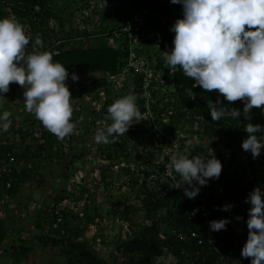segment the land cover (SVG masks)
<instances>
[{
	"label": "trees",
	"instance_id": "trees-1",
	"mask_svg": "<svg viewBox=\"0 0 264 264\" xmlns=\"http://www.w3.org/2000/svg\"><path fill=\"white\" fill-rule=\"evenodd\" d=\"M6 1L4 6H7L9 11H6L4 16H0V19L10 17L25 25L31 35L29 52L32 51V42L39 37L42 41V45L38 46L39 50L49 49L54 61L68 68L69 88L74 86L71 79L72 73L82 76L85 73L90 75L94 71L106 70H117L120 73L122 68L125 69L131 54L126 43L131 44L132 38L121 29V25L128 24L133 27V30L136 29L137 25L130 23L129 19L140 13L144 22L149 23L147 27L158 30L154 36L149 37L146 36L147 33L140 31L142 29L137 30L141 33V40L144 39V44L140 45L141 48L137 49V52L144 57L145 62L151 61L150 80L155 82L159 76L166 80L160 90L156 84L153 88L155 94H160L156 97L155 106L158 103H165L173 107V114L169 116L170 124L166 123L161 115L157 116L158 123L164 121L165 125H160L162 131L180 137L181 154L204 156L201 150L205 143L207 148L213 147L219 150L215 157H220L222 161V148L230 150L227 162L223 160L226 165L220 177L215 178L207 190L202 187L195 199H189L185 196L183 187L170 186L174 183L171 177L162 176L160 179H154L152 183H147L145 176H141L150 173L153 169L162 172L165 169L164 162L168 161L167 154L162 162L153 164V168L148 166L147 169V162H141L138 171L124 167L122 163L126 159L130 162L131 145L153 131V126L149 125L148 120H141L139 124L134 121L124 135L116 137L113 142L97 145L101 158L106 162L96 171L104 188L114 191L121 190L125 184L130 187L127 195L123 192L122 196L109 193L105 197L111 196L115 199L110 208L123 225L121 231L113 237L114 250L111 260L107 261L101 257L99 251L93 250L88 239L85 238V234L91 228L86 226H89V223L92 225L95 216H100L99 207L92 208L93 200H88L94 196L93 193H89L85 202L86 226L76 224L78 216L71 209L62 210L63 220L56 227L54 226L57 202L69 196L72 207H75L76 202L89 191L87 187H84L80 197L73 193L66 196L57 191L52 202H45L41 211L34 215V225L36 228L45 229L46 233H35L32 240L21 239L20 244L13 246L11 249L13 264L26 262L36 250V244H39L41 248H60L61 256L58 261L48 264H157L158 260L164 256L170 257L171 264H236L237 257H240L242 261L240 264H251V258H243L241 255L249 234L247 219L251 205L247 202V198L257 186L264 189V167L262 166L264 151L259 157L253 158L250 152L243 150L242 142L249 135L244 130L248 121L244 120L243 115L239 120L232 119L230 116H225L219 121H213L211 118L208 108L210 103L220 99L223 100L227 109L238 108L243 113L242 100L228 102L217 90L207 92L199 86L193 87L195 81L186 77L182 68L179 66L170 68L166 63L167 53L165 52H170L174 47L175 33L171 31V28L177 19L182 18L183 6L173 4L171 0H108L111 6H104L103 0H95L102 9L94 7L92 13L99 14L101 19L95 21L89 16L86 27L82 23L77 27L73 25L76 16L73 0H62L61 6L54 0ZM79 1L85 5L84 8H87L92 5L93 0ZM52 19L58 22L56 30L52 28ZM91 25L93 27L89 28L88 26ZM127 66L126 76L136 85L134 94L137 96V104L144 106L140 89L145 73L139 69L136 70L135 66ZM104 86L107 87L102 79L88 83L81 82L76 92H79L80 97H86ZM126 90L124 88L120 91L121 95H116L115 98L127 95ZM111 103V101L107 102L96 117V110H86L87 116H91L93 121H87V117L85 118V123H89L85 131H81L84 128L83 124L78 125L76 129H79V137H86L85 133L91 131L90 123L95 124L98 119L108 116L107 108ZM169 109L168 106L162 110L167 112ZM262 109L264 106L253 108L251 123L264 125ZM3 112L0 110V114ZM108 120L110 125L111 120ZM29 122L30 126H25V123L19 121L16 126H13L19 132L18 136L11 137L5 144H0V161L15 156L21 164L19 172H15L12 177L11 187L6 190L10 201L16 199L23 187L34 179L38 180L37 188L44 185L45 180L42 176L47 167L43 163L46 162L49 166L48 161L55 160L59 164L55 162V167L60 166L58 169L60 171L61 168L64 170L76 161V156L70 161L64 158L58 137L46 129L40 120L31 119ZM25 127H27L26 130ZM37 133L39 136L35 135ZM68 137H71L70 141L77 139L73 134ZM157 137L158 142H164L161 137L165 136ZM189 140L192 141L191 145L188 144ZM26 142L30 143L24 147ZM143 154L145 155L143 159L149 158L148 152ZM115 164L118 166L117 175L113 173V171L116 172L113 170ZM122 174H127L128 180L124 181L126 183L119 182L117 188L115 182L120 180ZM174 175L177 176L175 173ZM177 179L179 180V177ZM1 184L3 190L7 189L3 182H0ZM55 184L57 187L65 186L61 180L55 181ZM105 189L104 191L107 192ZM3 190L0 191V200L4 194ZM101 194L96 193L95 197H100ZM225 205L232 207L229 211H224ZM201 206L211 211V220L224 218L230 220L225 230L211 231L214 242L203 232L205 229L202 225ZM89 208H92L94 213H89ZM9 226L8 219H0V244L9 235ZM192 233H196V236H192Z\"/></svg>",
	"mask_w": 264,
	"mask_h": 264
},
{
	"label": "clouds",
	"instance_id": "clouds-1",
	"mask_svg": "<svg viewBox=\"0 0 264 264\" xmlns=\"http://www.w3.org/2000/svg\"><path fill=\"white\" fill-rule=\"evenodd\" d=\"M6 2V0L0 2V16H4L6 11H9L7 6H4ZM171 2L173 4H181L183 13L182 18L177 19L171 28V31L175 33L174 47L170 52H165L167 53L166 63L170 68L177 66L182 68L183 74L195 81L193 87L199 86L207 92L217 90L223 99L228 102L237 100L244 102L243 113L238 108L227 109L223 104V100L220 99L210 103L208 108L213 121H219L225 116L239 120L243 115L244 120L248 121L244 126V130L249 135L243 140L242 148L246 152H250L253 158L259 157L264 151V134H261L264 133V125L253 124L250 121L253 108H262L264 106V0H171ZM82 7L84 8L85 5H81L79 10L84 12L91 8L82 9ZM90 15L93 19L96 18V21L101 19L99 14L94 15L92 13ZM82 18L84 20L83 16ZM74 20H76L77 27L82 23L76 17ZM53 21L56 20L52 19L51 25ZM83 22L85 23L86 21ZM129 22L135 23L137 28L133 30V27L128 24L121 25V29L132 38L131 44L126 43L128 45L127 48L131 52L130 61L125 65V69H121L122 72L106 70L94 71L90 75L85 73L82 76L78 73L71 74L74 87H79L81 82L88 83L89 81L102 79L107 86L102 87V89L106 93H111L112 91L115 97L120 95L122 93L120 91L124 88L127 89V95L117 99L112 97V99L105 100L102 103L103 110L107 102H112L107 108V118L111 120V124L98 128L93 140L89 143V145L94 147V151L99 153V158H101V152L98 150L97 145L99 143L107 144L113 142L116 137L124 135L134 124V121L138 122L137 124L141 120L155 121L157 116L161 115L166 120V123L170 124L169 116L173 114V107L168 104L158 103L155 106V103H157L155 102L156 97H159L160 94H155L153 88L156 84V87L160 90L166 80L159 76L155 82H152L150 80L152 73L149 70L151 61L145 62L144 57L137 52V49L141 48L140 45H143L141 33L137 30L142 29L140 31L147 33V37L154 36L158 30L147 27L149 23L144 22V18L140 13L133 15ZM84 23L82 25L86 27L87 25ZM30 42L31 35L25 25L10 17L0 19V97H4V94L9 92L10 84L12 83H17L23 87L25 89L23 95L26 111L34 114L33 120H40L46 129L58 137L59 145L62 146L63 156L66 160L70 161L76 156V161L69 165V167L71 166L70 169L69 167L64 168V170L61 168L60 171L58 170L60 166L55 167V160L48 161V165L51 164L50 167L58 170V181L61 180L65 184L66 177L70 175L76 176V174L83 171H80L82 166H80L79 162L82 159L80 151L84 148H81L80 144V148L78 146L75 147L76 140L70 141L71 137L66 136L77 132L79 129L76 128L78 125H82V120L85 122L87 114L84 115V119H81V112H86L87 109L93 110V108L90 105H87L89 108L86 107L84 101L97 91L90 93L86 97H80L79 92H75L76 99H73L67 84L69 78L68 68L60 62L54 61L53 54L48 48L47 51L39 50L38 46L42 45L39 37H36L35 41L32 42L31 52L28 51ZM127 65L135 66L136 70L139 69V71L145 73L144 82L140 89L144 99V106L137 104V96L134 94L136 85L134 84L133 89H131L128 83L125 84V81H131L126 76ZM146 84L147 86H145ZM129 91L130 94H128ZM146 92H149V95ZM168 106L170 109L167 112L162 110L164 107L168 108ZM9 117L10 113L8 111L0 114V144L7 143L11 137H16L19 134L13 126L10 127L11 121ZM24 129L26 130L27 127ZM141 129L143 130V128ZM37 132L40 133V131ZM39 133L35 135L39 136ZM78 134L79 131L76 135H73L78 137ZM157 136H165L161 137L164 142H158ZM67 141L71 145L65 147ZM179 141L180 137L169 134L167 131H158L153 128L152 133L148 132L142 140L135 143L136 146V144L142 142H152L151 148L155 154L153 156H156L159 152L158 156L160 159L158 161L151 160L150 158L152 157L150 155L152 153L148 152L149 158L142 161L147 162V169L148 166L153 168V164H159L164 160V156L168 155V161L164 162L165 169L162 172L153 169L150 173L141 176H145L147 183H152L154 179H160L162 176L171 177V180L174 181L170 185L171 187H183L185 196L189 199H195L202 187L207 190L213 180L220 177L222 169L230 156V150L222 148L221 156H223L224 161L226 160L224 162L223 160L221 161L220 157H215L219 150L213 147L207 148L205 143L201 150L204 156L181 154ZM27 143L29 144L30 142H26L24 147H26ZM188 144L191 145L192 141L189 140ZM148 148L150 147L147 146L140 151L142 153L147 152ZM206 148L207 151L205 150ZM156 150L157 152L155 153ZM191 150L194 153V148ZM206 153L208 155H205ZM11 157L14 158L13 162L10 161ZM11 157L0 161V169L9 162L13 164V172L10 174L12 185V177L15 172H19L21 164L15 156ZM101 160L104 164L106 163L104 159L101 158ZM77 163L79 164L78 166ZM43 164L48 168L46 162ZM98 167L100 168L97 164L92 169ZM114 167L117 168L118 166L115 164ZM44 170L42 178L45 177L44 172L47 169ZM177 177H179V180ZM6 179L4 176L0 178V182H3L7 188L3 190L2 184L0 185V191H4L0 204L10 207L12 201H10L11 199L6 190L11 185L7 187ZM209 181L210 184L208 186ZM37 183L38 180L34 179L32 182L27 183L23 189H28L31 196L32 191L38 190ZM52 186L51 184L50 187ZM69 198H64L57 202V204L61 203L62 205L61 212L62 210L75 209V207H72L71 198L70 201ZM41 202H43V199ZM247 202L251 205L248 214L249 218L247 219L249 234L247 242L242 248L241 255L243 258H251V264H264V189L257 186L250 193ZM231 207V205H225L223 210L229 211ZM201 209L205 235L207 231L204 223L206 212H209L208 219L211 231L218 232L227 228L230 223L228 218L211 220V211L205 206H201ZM74 214L80 217V214ZM6 217L7 215L5 214L0 216V219ZM237 219L242 218L237 217ZM192 236H196V233H192ZM236 264H239V262H236Z\"/></svg>",
	"mask_w": 264,
	"mask_h": 264
},
{
	"label": "rangeland",
	"instance_id": "rangeland-1",
	"mask_svg": "<svg viewBox=\"0 0 264 264\" xmlns=\"http://www.w3.org/2000/svg\"><path fill=\"white\" fill-rule=\"evenodd\" d=\"M54 2H59L61 6L62 5V0H54ZM75 4H73V7L75 8V13H76V19L84 23L83 21H86L84 24H87L88 17L91 16V12L93 11L94 7H97L98 9H102V7L98 4H96V1H92V5L90 6L91 8L89 10H86L84 12L83 10H79L81 5H84L81 1L79 0H73ZM110 1L108 0H103V5L104 6H109ZM54 5V4H53ZM54 8L57 9V7L54 5ZM58 10V9H57ZM84 15V20H82V16ZM96 21V18H94ZM76 20H73V25H77L75 22ZM57 21H53L52 28L54 30L57 29ZM67 26H70V24H67ZM89 28H92L93 25L88 26ZM67 29V28H66ZM107 41H110L107 39ZM144 41V39H142ZM93 44V43H92ZM144 44V43H143ZM165 56V55H164ZM69 81V79L67 80ZM128 85H130V88L133 89L134 84L132 81L127 82ZM76 88L77 87H72L70 88V91L72 93V98L76 99ZM25 89L21 87L17 83H12L10 84V90L8 93L4 94V97H0V110L3 111H8L10 113V127L16 126L17 123L20 121L21 123H25V126H30L29 120L33 119L32 117H35L34 114H30L26 111L25 106H24V93ZM130 94V91L129 93ZM114 94L112 93H106L103 89L97 91L96 93L92 94L89 99L85 100V106L88 107L87 105H90L93 109L96 110L95 117L98 115V113L102 110V103L105 102V100L112 99ZM121 95V94H120ZM101 98V99H98ZM121 98V97H120ZM98 99V100H97ZM76 101V100H74ZM74 103V102H73ZM89 108V107H88ZM87 114L86 112H81V119L84 117V115ZM108 117V116H107ZM107 117H102V119L96 118L98 124H91L90 123V132H87L85 134L86 137H77L75 147L78 146L79 144L81 145V148L84 147L81 151V157L82 159L80 160L79 164L81 167L82 172L76 174V176H68L65 178V188L59 187L57 188L55 181H58V170L56 168L50 167L51 164L48 166L46 172H44L45 177V184L41 187H38L37 191H32V195H29V190L28 189H23L21 192H19L18 196L16 199H14L11 202L10 207L7 205H1L0 204V216L7 215V219L9 220L10 226L8 229H10L9 236L7 237L6 241L0 245V264H13V259L11 257V249L13 246L18 245L21 243V239H33V236L35 233H46L45 229L42 228H36L35 227V219L34 215L37 212L41 211V207L45 204V202H52L53 197L57 191L60 193L62 192L66 196L69 194L72 195L75 194L78 197L81 196V191L83 190L84 187L88 188V193H85L83 197L78 200L77 206H75V209L72 210L74 213L80 214V217L77 218V225H80L82 227L86 226V219H85V202L86 199L89 196V193H93L94 196H91L90 199L88 200H93L92 201V208L95 206L99 207V213L100 216H95V221H92L89 223V226L86 227H91L88 231L87 234H85V238L88 239V243L93 247V250L96 252L99 251L101 257L106 259L107 261L111 260L113 250H114V243L113 237L118 234L122 228L121 222L118 220V217H115L112 215V210L110 208L111 204L115 202V199L111 196H108L107 198L106 195L109 193H112L113 195H120L122 196V192L128 194L127 192L129 191L128 189V184H125L121 190L115 189L113 190H106L104 188L103 183L99 180L98 176L96 175V171L98 168H94L97 164L99 166L103 165L104 162H102L101 158H99V153L94 151V147L89 145L91 140H93L96 130L98 128H102L107 126L109 123V120ZM87 121H93V118L91 116H87ZM95 120V121H96ZM157 120V119H156ZM150 121L149 125H152L154 129L158 131H162V128L160 125H165L164 121L163 122H157V121ZM155 126H154V124ZM82 124L84 128H82L81 131H85L86 125L89 123H85L84 120H82ZM9 127V128H10ZM78 132V131H77ZM77 132H74L73 134L76 135ZM68 137V136H66ZM83 139V141H82ZM66 146L68 147L71 145L69 141L66 142ZM146 145V146H145ZM148 148L146 151L149 153H152L150 155L151 160L153 161H158L160 158L158 154L156 156L154 154L152 147V142H142L140 144H133L130 147V162H128V159H126L122 164L124 167H130L133 171H138L140 168L141 162L144 160L143 158L145 155L140 151L145 149L146 147ZM192 147V146H191ZM80 148V147H79ZM157 150L155 151V153ZM228 153V152H227ZM56 162V161H54ZM85 162V165H84ZM58 164V162H56ZM262 166L264 167V161L262 162ZM77 163V166L79 165ZM59 165V164H58ZM71 166L69 167V169ZM147 168V167H146ZM112 170V168H111ZM115 170L116 172H114ZM113 173L114 175H117V168L113 166ZM85 173V174H84ZM116 176L113 178L115 181ZM127 174H122L120 177L119 181L115 182V186L121 183H126L124 181L128 180L127 179ZM51 184L53 185L52 187ZM118 188V186H117ZM104 189L107 191L105 192ZM96 193H102L100 197H95ZM131 193V192H130ZM69 197V196H68ZM67 197V198H68ZM43 199V202H41ZM70 201V198H69ZM41 203V204H40ZM92 208L88 209L89 213H94ZM5 211V214H4ZM75 224V225H76ZM22 229V230H21ZM61 256L60 254V248H41L39 244H36V250L31 254V256L26 260V262L22 264H48L49 262H55L58 261L59 257ZM171 259L168 257L166 258H161L158 260L157 264H171Z\"/></svg>",
	"mask_w": 264,
	"mask_h": 264
},
{
	"label": "built area",
	"instance_id": "built-area-1",
	"mask_svg": "<svg viewBox=\"0 0 264 264\" xmlns=\"http://www.w3.org/2000/svg\"><path fill=\"white\" fill-rule=\"evenodd\" d=\"M147 86V84L145 85ZM147 95H149V92H146ZM10 161L13 162L14 161V158L11 157L10 158ZM9 162L7 163L6 165H3L2 168L0 169V178H2L3 176L5 178H7V182H6V185L7 187H10L11 185V178H10V174L13 172V164ZM211 181V180H210ZM210 181L208 183V186L210 184ZM61 208H62V205L61 203L57 204V208H56V211H55V214H56V222L54 223V226L56 227L60 222H62L63 220V217H62V214H61ZM205 216H206V219H205V227H206V235L208 238H210L212 240V242L215 241L214 239V236H213V233H211V230H210V223H209V219H208V216H209V212H206L205 213ZM237 262H239V264L242 262L240 257H237L236 259Z\"/></svg>",
	"mask_w": 264,
	"mask_h": 264
}]
</instances>
